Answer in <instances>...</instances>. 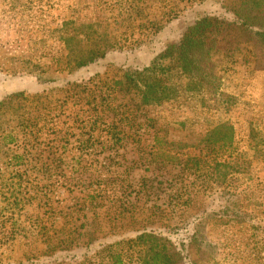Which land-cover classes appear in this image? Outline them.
Instances as JSON below:
<instances>
[{
	"label": "rangeland",
	"instance_id": "1",
	"mask_svg": "<svg viewBox=\"0 0 264 264\" xmlns=\"http://www.w3.org/2000/svg\"><path fill=\"white\" fill-rule=\"evenodd\" d=\"M239 3L0 0V264H136L142 231L179 264H264V52ZM205 15L215 89L174 66L151 98L126 87Z\"/></svg>",
	"mask_w": 264,
	"mask_h": 264
},
{
	"label": "trees",
	"instance_id": "2",
	"mask_svg": "<svg viewBox=\"0 0 264 264\" xmlns=\"http://www.w3.org/2000/svg\"><path fill=\"white\" fill-rule=\"evenodd\" d=\"M236 17L248 38L264 52V0H240ZM216 26L215 19L210 16L197 18L186 27L177 43L168 44L149 65L126 70L123 83L128 88L138 90L144 99L151 98L164 90L166 74L174 66L187 78V89H215L208 37ZM70 55L74 66L81 68L103 57L105 52L92 47L72 51ZM232 131V126L224 122L212 129V132L221 134L223 143L232 140ZM129 242L142 246L136 250V264H179L183 259L182 248L159 233L142 231ZM107 256L111 264H124L122 253L112 245L108 246Z\"/></svg>",
	"mask_w": 264,
	"mask_h": 264
}]
</instances>
